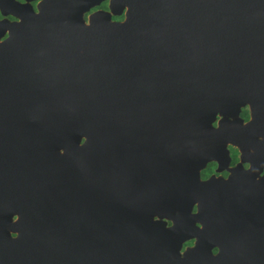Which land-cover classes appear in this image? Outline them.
Instances as JSON below:
<instances>
[{"label":"water","instance_id":"95a60500","mask_svg":"<svg viewBox=\"0 0 264 264\" xmlns=\"http://www.w3.org/2000/svg\"><path fill=\"white\" fill-rule=\"evenodd\" d=\"M28 1L0 0V264H264V0Z\"/></svg>","mask_w":264,"mask_h":264},{"label":"flooded vegetation","instance_id":"af4514ba","mask_svg":"<svg viewBox=\"0 0 264 264\" xmlns=\"http://www.w3.org/2000/svg\"><path fill=\"white\" fill-rule=\"evenodd\" d=\"M19 3H24L26 2L27 0H15ZM40 0H29L28 2L31 3L32 7L34 10H37V3L39 2ZM93 1V4L89 7V9L85 10L83 12V17L85 19V21H88V17L90 14L94 13V12H100L103 16H109V18L113 21H119V20H122L124 18V12L126 11L127 9V6H124L123 8V11L121 12V14H117L115 12V10L118 9V6H117V0H115L114 2L111 1V0H91ZM7 7V6H6ZM9 9V8H7ZM0 18H8L9 20H18V16H16L15 14L9 12L7 14H2L1 10H0ZM174 31H179L178 29H174ZM243 111H247V114L244 115L243 114ZM240 116L243 118V122H246L248 121V119L250 118V114H249V108L247 105L245 106H242L241 108V111H240ZM220 117L219 115L217 116V118ZM216 122H214L215 124ZM228 149H229V154H230V161L228 163V165L226 166V168L218 171L216 170L217 168V161H208L206 163V165L201 169L200 171V175H201V178H207L208 176H210L211 174H214V175H222L224 177H226L229 173V170L227 169L228 167H231V166H234L237 161L240 159V152H239V149L236 145L232 144V143H228L227 145ZM243 165L244 167H248L249 166V162L245 161L243 162ZM262 174H264V168L261 172ZM196 209V205H194L193 207V210ZM171 221L168 220L167 221V224H170ZM194 241L193 238L191 239H188L184 242L183 244V247L185 245H189V244H192ZM217 248L214 247L213 248V251H216Z\"/></svg>","mask_w":264,"mask_h":264},{"label":"trees","instance_id":"16d2710c","mask_svg":"<svg viewBox=\"0 0 264 264\" xmlns=\"http://www.w3.org/2000/svg\"><path fill=\"white\" fill-rule=\"evenodd\" d=\"M243 114L246 115L247 114V111H243Z\"/></svg>","mask_w":264,"mask_h":264}]
</instances>
